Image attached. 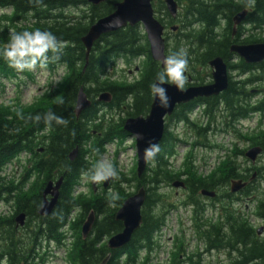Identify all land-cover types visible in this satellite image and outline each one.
Returning a JSON list of instances; mask_svg holds the SVG:
<instances>
[{"label":"trees","instance_id":"1","mask_svg":"<svg viewBox=\"0 0 264 264\" xmlns=\"http://www.w3.org/2000/svg\"><path fill=\"white\" fill-rule=\"evenodd\" d=\"M179 1L183 3L177 21L179 30L166 35V55L181 47L188 51V76L192 84L186 87L209 83V63L218 57L225 61L231 58L232 18L238 12L249 10L236 41L241 44L264 42L261 37L264 33V0ZM119 2L106 0L94 6L87 0H0V10L10 11L6 16L0 15V49L7 44L9 28L52 31L62 41L64 51L58 61H51L47 67H60L65 73L57 96H44L32 106L16 111L0 108V203L8 205L14 213L11 219L0 215V264H37L34 248L42 242L65 245V230L75 239L68 253L69 264H102L107 257L106 264H151L152 254L160 248L158 236L166 225L167 216L176 209L166 202L168 198L161 194V186H169L181 177L187 184L185 205L192 207L194 230L198 241L203 244L204 254L194 252L181 259L186 251L183 241L178 240L170 264H213L205 263L203 259L205 254L212 253L224 256L225 261L215 262L217 264H264V239L257 236L255 226L249 220L254 217L264 222V191L255 185L243 192L242 197L252 199V214L244 215L235 208L243 199L229 195L226 190L231 180H247L251 171L237 166L239 157L244 154L237 142L230 151L226 150L224 161L206 177L194 166L193 152L185 157L179 174L173 172L169 162L175 147L185 143L170 131L172 122L185 124L195 141L192 148H207L205 141L216 133L218 127H223L222 133L240 138L237 124L264 114V63L259 66L246 65L242 60L230 63L229 68L237 71L239 77L231 81L226 93L178 107L167 125L164 145L140 179L133 170L129 174H120L109 192L94 194L91 190L88 197L77 193L81 176L99 160L98 156L93 158L92 152L96 150L100 154L106 144L114 140L125 141L128 137L123 130L125 120L149 112L153 99L150 85L161 68L152 59L140 26L103 36L86 59L82 38L94 23L111 14ZM156 11L158 19L167 28L175 24L162 3L157 4ZM248 33L251 35H245ZM118 62L129 69L138 62L140 70L136 77L133 80L116 77ZM28 72L18 73L0 59V81L24 76ZM82 87L93 105L78 119L75 105ZM104 93L112 96L111 102L97 103V98ZM196 107L202 109L201 116L192 120ZM48 110L65 118L67 125L53 122L48 127L43 120L36 122L31 118ZM122 115L124 118L120 117ZM262 131H256V136L242 138L250 146H260L264 150ZM40 146L44 149L41 154L37 151ZM76 148H79V154L72 162L69 156ZM24 152L32 155V168H25L16 186L15 181H5L7 178L2 174L9 163ZM257 171L261 179L264 169ZM61 177L64 181L56 209L47 218L39 217L43 189L49 181ZM25 187L26 192L23 191ZM141 187L147 192L142 225L126 248L110 251L105 240L122 231V224L115 220V214ZM203 189L221 194L210 205L211 210L219 211L217 221L204 219L209 209L204 207L199 196ZM113 193L119 199L114 207H109L107 201ZM217 205L220 208L217 209ZM90 212L95 213L96 221L89 238L83 240L81 228ZM22 213L28 219L25 228L17 232L14 218Z\"/></svg>","mask_w":264,"mask_h":264},{"label":"rangeland","instance_id":"2","mask_svg":"<svg viewBox=\"0 0 264 264\" xmlns=\"http://www.w3.org/2000/svg\"><path fill=\"white\" fill-rule=\"evenodd\" d=\"M9 13V10H0L1 16H3V14L6 16V14L8 15ZM254 34L258 35L257 33ZM245 35H251V33ZM261 37L264 38V33L261 35ZM116 70L118 75L122 76L123 73L121 71L126 69L125 66L120 64L119 68L116 67ZM64 75V70L60 67H47L45 69L36 68L33 71H29L28 74L24 76L20 75L16 78L11 77L9 79L1 80L0 108L16 111L17 108H26L32 106L39 98L44 96H57L60 89V83L62 82ZM127 75L129 80L135 78V75ZM232 75L233 79L238 78V75L236 76L235 73ZM198 114L199 112L195 110L192 114L194 120L197 119ZM120 117L124 118L123 115ZM236 128H238L237 130H239L240 134L246 138H250V136H252L258 128L259 130H264V116H254ZM175 132L183 135L186 134L187 139L190 142H195L194 138L191 136V132L187 129H184L183 125L177 127V131L175 130ZM254 136L256 135L254 134ZM187 139H185V142H187L186 145L182 144L181 146L175 148L176 157L173 158L171 162L175 171H180L182 169V161L190 150V143ZM236 139L237 137H235L234 134L228 135L219 132L209 135L205 143H207L209 147H223L225 148L224 150L230 151L232 145L237 142ZM238 144L240 145L241 149L249 148V143L238 141ZM101 151L102 153L100 154H97L98 152L96 150L93 151V158L98 156L99 160L103 159L105 161L111 162L118 168L119 174H129L135 170L137 156L134 140L127 138L122 143H119V140H114L113 142L106 144ZM226 155L227 152H223L221 150L216 151L214 148H199L195 149L193 152V156L196 158V168H198L199 174H201L203 177H206L208 173L218 165L217 158H221L220 160L222 161L219 162L221 164V162L224 161L223 159L226 157ZM25 160L27 161V157H25ZM24 162L25 161H20L19 163L13 162L10 166H8L2 174L4 178H7L5 181H15V185L17 186V182L20 178L19 176L21 175V173L19 174V166L21 164V166H24ZM238 163L239 164L237 166L239 169H241V167L242 169L256 167L258 170H261V167H264V151L263 155L257 160L256 165H252L245 158H240ZM263 179L264 175L260 180ZM113 182L114 181H112V183ZM91 183L92 182L88 179V175L86 174L80 181L77 192L86 195L90 194ZM95 187L97 191H99L98 186L96 185ZM161 187V194L168 198L166 202L173 204L176 209L170 211L167 216L166 226L161 232L159 238L161 248L159 252H156L157 255L154 259V262L151 264H170L171 255L172 252L175 251V246L178 240L183 241V246L185 247L186 251L185 256L182 255L181 259H186L187 256H190L194 252L204 253L203 244L198 241L197 234L194 230L192 207L185 205V202H187L186 194L166 185H162ZM262 189L264 191V185ZM23 191L26 192V187ZM131 192H134V190ZM204 203L209 205V202L207 201ZM243 204L247 206L246 210L243 208H235L241 209L244 215L252 214L251 203L249 204L247 202H243L241 205L243 206ZM9 212H11L9 207H7L4 203H0V214L8 215ZM204 219L215 220L216 216L208 211L204 215ZM249 220L255 225L256 229L264 227V222L261 220H256L254 217H250ZM64 232L66 237H68V240L66 241V247L72 248L71 246L75 239L73 238L71 232L67 230ZM262 237L264 239V232L262 233ZM34 253L37 255V264H69V261L66 257V250L63 247H57L51 243H40L38 247L34 248ZM203 259L205 263L212 262L213 264L225 261L222 254L219 253L204 255Z\"/></svg>","mask_w":264,"mask_h":264},{"label":"water","instance_id":"3","mask_svg":"<svg viewBox=\"0 0 264 264\" xmlns=\"http://www.w3.org/2000/svg\"><path fill=\"white\" fill-rule=\"evenodd\" d=\"M105 0H87L89 4L99 5ZM162 1L167 9V12L172 18H176L178 5L175 0H122L115 5V10L108 16L98 20L87 32L82 39V44L87 51V57L94 44L102 37L115 33L126 27H135L141 25L146 34L147 41L150 46V53L155 62L161 63L166 56V41L164 39V26L155 18V10L153 3ZM247 11H243L235 16V27L241 25L247 17ZM117 24L118 26L110 27L109 24ZM233 58H240L248 65H259L264 62V43L234 45L230 49ZM232 58V59H233ZM212 69V84L200 87H191L180 92L174 86L165 85L169 96V106L162 108L158 102L153 99L149 114L146 117H137L128 119L124 124V131L136 140V148L138 155L137 176L141 178L150 161L144 159V148L147 147L149 141L157 142L159 145L163 142L165 135V118L171 116L178 105L188 104L198 98H210L224 93L229 88L228 65L222 58H216L209 63ZM99 102L109 103L111 97L108 94L100 96ZM92 102L84 93L83 88L80 89L75 105V115L77 118L91 108ZM261 150L256 148L249 151L246 157L252 162L255 161ZM78 155V149L74 150L70 159L73 161ZM110 181H106L104 188L106 189ZM63 179L61 178L54 186L51 182L47 185L43 197V202L39 216L48 217L56 208L60 196ZM93 185H95L93 183ZM175 187H183V183L174 184ZM240 185L233 187L234 191H239ZM205 193V191H203ZM50 195L51 199L47 200ZM213 197L214 194H207ZM146 190L141 187L138 192L128 198L116 213V221L121 222L123 231L113 236L108 247L112 250L122 249L130 244L134 233L139 230L142 225L143 217L142 210L146 203ZM24 215H20L17 223L23 226ZM94 223V214L91 213L87 221L82 227V235L87 239L91 233ZM263 228L258 230L260 235Z\"/></svg>","mask_w":264,"mask_h":264},{"label":"clouds","instance_id":"4","mask_svg":"<svg viewBox=\"0 0 264 264\" xmlns=\"http://www.w3.org/2000/svg\"><path fill=\"white\" fill-rule=\"evenodd\" d=\"M122 2V0H120ZM110 27L118 26L110 23ZM9 38L5 47L0 49V59L18 73L33 71L36 68L45 69L51 61H58L64 51V45L57 36L49 30L36 28L34 30H21L9 28ZM190 56L188 51L181 47L164 57L162 67L155 75V81L150 85L153 99L162 108L169 106V96L165 85L174 86L177 91L183 92L188 83ZM63 103V101H61ZM34 121L51 127L53 122L57 125H67L68 121L62 116L56 115L52 110L37 113L31 117ZM160 152L157 142L149 141L144 148L145 161H155ZM88 179L97 186L105 181L119 179V171L111 162L99 160L94 167L88 170ZM119 197L113 193L108 199L109 207H114Z\"/></svg>","mask_w":264,"mask_h":264},{"label":"flooded vegetation","instance_id":"5","mask_svg":"<svg viewBox=\"0 0 264 264\" xmlns=\"http://www.w3.org/2000/svg\"><path fill=\"white\" fill-rule=\"evenodd\" d=\"M177 1V0H176ZM178 2V7H179V12H178V14H180V12L182 11V9H183V3H181L179 0L177 1ZM179 15H177V17H178ZM179 18V17H178ZM239 36V29L237 28L236 30L234 29V27L232 26V30H231V38H232V45L234 44V43H236V44H241V43H239V42H237L236 41V39H237V37ZM231 45V46H232ZM231 46H230V48H231ZM230 50V49H229ZM63 186V185H62ZM61 189H62V187H61ZM98 189H101V186H98ZM48 200H50V198H51V196L50 195H48ZM45 201V199H44V197H43V193L41 194V202H40V205H39V209H40V207H41V205H42V203ZM13 215H14V213L13 212H11L10 214H8V217L11 219V218H13ZM17 217H18V215L14 218V224H15V231H19V229H20V227L17 225ZM25 223L27 222V219H28V217L26 216V214H25ZM95 221H96V219L94 220V223H95ZM94 223H93V225H94Z\"/></svg>","mask_w":264,"mask_h":264},{"label":"bare ground","instance_id":"6","mask_svg":"<svg viewBox=\"0 0 264 264\" xmlns=\"http://www.w3.org/2000/svg\"><path fill=\"white\" fill-rule=\"evenodd\" d=\"M12 163H13V161H12L11 163H9V165H8V166H10ZM8 166H7V167H8ZM6 169H7V168H6Z\"/></svg>","mask_w":264,"mask_h":264}]
</instances>
